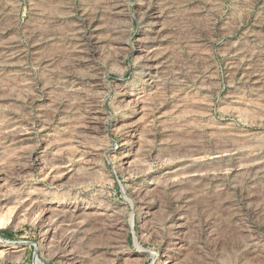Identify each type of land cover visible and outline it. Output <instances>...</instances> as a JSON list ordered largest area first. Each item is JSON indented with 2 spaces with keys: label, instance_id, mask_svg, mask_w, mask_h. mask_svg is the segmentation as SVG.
I'll list each match as a JSON object with an SVG mask.
<instances>
[{
  "label": "rangeland",
  "instance_id": "rangeland-1",
  "mask_svg": "<svg viewBox=\"0 0 264 264\" xmlns=\"http://www.w3.org/2000/svg\"><path fill=\"white\" fill-rule=\"evenodd\" d=\"M0 264H264V0H0Z\"/></svg>",
  "mask_w": 264,
  "mask_h": 264
},
{
  "label": "water",
  "instance_id": "water-1",
  "mask_svg": "<svg viewBox=\"0 0 264 264\" xmlns=\"http://www.w3.org/2000/svg\"><path fill=\"white\" fill-rule=\"evenodd\" d=\"M120 188H121V186H120ZM122 190V189H121Z\"/></svg>",
  "mask_w": 264,
  "mask_h": 264
}]
</instances>
